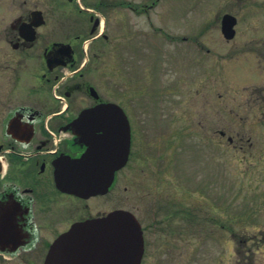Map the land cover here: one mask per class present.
<instances>
[{
    "label": "flooded vegetation",
    "instance_id": "flooded-vegetation-1",
    "mask_svg": "<svg viewBox=\"0 0 264 264\" xmlns=\"http://www.w3.org/2000/svg\"><path fill=\"white\" fill-rule=\"evenodd\" d=\"M110 2L0 0V264H45L51 246L75 223L116 210L133 214L140 225L139 264H222L217 239L227 228L220 206L189 200L186 191L173 190L171 184L184 178L180 168L190 149L184 128H175L179 122L183 126L187 111L173 109L185 104L184 89L177 88L176 80L157 78V67H151L152 73L144 78L134 71L133 103L126 97L124 70L113 89L115 96L108 91V13L126 3ZM156 5L157 0L149 7ZM252 6L264 15V0H235L221 20L229 14L237 19V26L243 8L247 16ZM128 7L141 12L130 4ZM142 11L147 13V9ZM188 14L189 9H183V17ZM209 32H164L160 37L171 49L164 57L168 63L175 56L184 58L185 68L220 67L228 57L217 44L206 41ZM151 33L159 36L163 31ZM216 34V43L222 37L232 52L245 53L238 44L233 45L239 38L237 31L228 39L220 26ZM247 38L251 46L246 45V53L264 63V34L250 33ZM142 47V43L134 46L137 50ZM135 59L140 62V51ZM165 81L170 84L158 89V83L164 85ZM253 93L264 102V86ZM111 103L123 108L129 122L127 163L115 171L113 184L105 193L80 195L62 190L61 179H81L89 174L93 178L94 170L100 180L109 179L104 167L109 160L98 150L92 164L80 163L91 145L104 148L110 141L117 144L118 127L105 134L100 127L85 128L79 122L86 110ZM118 121L114 119L115 124ZM200 129L205 127L200 125ZM216 134L220 146L226 133L217 130ZM228 141L234 144L230 136ZM138 179L153 182L140 183ZM133 181L139 184L131 200ZM123 182L129 186L121 187ZM169 183L171 189H158ZM197 190L200 195V188ZM121 191L127 199L121 198ZM229 232L231 254L226 264H257L256 251L249 248L239 254L238 231ZM244 244L246 247L248 242Z\"/></svg>",
    "mask_w": 264,
    "mask_h": 264
},
{
    "label": "rangeland",
    "instance_id": "rangeland-1",
    "mask_svg": "<svg viewBox=\"0 0 264 264\" xmlns=\"http://www.w3.org/2000/svg\"><path fill=\"white\" fill-rule=\"evenodd\" d=\"M86 1L95 3L100 0ZM110 1L126 2L119 10L108 13L110 95L115 96L113 89L121 82L122 70L129 103H133L130 95L135 89L134 71L144 78L152 73L151 67H157V78L173 79L177 81V88L182 86L185 104L175 105L173 109L187 111V119L183 126L179 122L175 128H184L188 136L186 147L190 149L184 155L186 159L180 168L184 178L173 180V190L186 191L189 200H199L205 206H220L223 225L227 228L226 233L223 229L220 231L217 239L222 249V264L227 263L231 254L229 229L238 231V253L252 248L256 251L257 264H264V102L253 93L264 86V63L254 54L246 53V45H250L247 44V35L264 34V15L252 6L246 16L243 8V17L236 26L239 38L233 45L238 44L245 53L236 54L225 46L222 37L216 43L221 16L224 11L230 10L235 0H158L153 9L149 6L155 0ZM129 4L141 12L129 10ZM186 8L189 14L183 17V9ZM144 9L147 13L142 11ZM200 29L210 30L206 41L210 45L217 44V48L227 55L221 66L216 68L211 64L205 70L185 68L184 58L176 56L168 63V58L164 56H168L166 53L171 49L162 41L165 38L160 36L168 30L183 32ZM155 30L163 33L155 36L151 33ZM141 43L143 49H135ZM137 51H140V62L135 59ZM155 54L158 60H155ZM123 57L125 69L122 68ZM206 57L204 55V59ZM211 62L209 60V64ZM168 84L170 82L165 81L164 85L158 83L157 86L164 89ZM142 86L148 88L149 85ZM200 125L205 129H200ZM217 130L226 133L220 146L217 145ZM229 136L234 139L233 145L228 141ZM141 182L152 184L153 181ZM136 184L139 182L130 183L131 200ZM123 185L129 186V183L123 182L121 187ZM169 186L170 183L163 184L158 189H171ZM126 197L121 191V198L124 200ZM245 241L248 242L246 247ZM239 259L243 260L242 257Z\"/></svg>",
    "mask_w": 264,
    "mask_h": 264
},
{
    "label": "water",
    "instance_id": "water-1",
    "mask_svg": "<svg viewBox=\"0 0 264 264\" xmlns=\"http://www.w3.org/2000/svg\"><path fill=\"white\" fill-rule=\"evenodd\" d=\"M235 18L226 15L222 30L225 36L233 38ZM119 110L120 114L113 111ZM117 118V124L114 119ZM81 126H97L105 134H111L119 127L120 140L109 142L104 148L91 145L80 164H92L101 152L109 163L104 166L109 171V179L96 177L97 170L81 179H61L60 187L77 194H97L108 190L114 172L124 166L130 149L129 123L123 110L114 104H102L86 110L79 122ZM91 131H85V134ZM98 150V152H97ZM94 167L96 165L94 163ZM107 174V173H106ZM142 254V234L135 217L123 210L111 212L107 216L75 223L51 246L45 264H139Z\"/></svg>",
    "mask_w": 264,
    "mask_h": 264
}]
</instances>
